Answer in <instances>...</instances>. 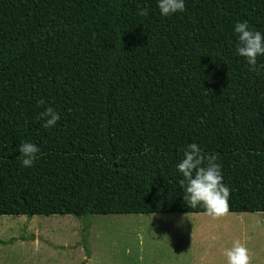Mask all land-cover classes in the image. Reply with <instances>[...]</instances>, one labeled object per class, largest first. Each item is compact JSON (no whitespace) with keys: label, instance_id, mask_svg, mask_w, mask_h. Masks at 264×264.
<instances>
[{"label":"trees","instance_id":"obj_1","mask_svg":"<svg viewBox=\"0 0 264 264\" xmlns=\"http://www.w3.org/2000/svg\"><path fill=\"white\" fill-rule=\"evenodd\" d=\"M237 21L264 34V0L169 17L156 0H0V216L205 213L182 199L189 143L217 157L227 213H264V55L255 71L237 55Z\"/></svg>","mask_w":264,"mask_h":264},{"label":"rangeland","instance_id":"obj_2","mask_svg":"<svg viewBox=\"0 0 264 264\" xmlns=\"http://www.w3.org/2000/svg\"><path fill=\"white\" fill-rule=\"evenodd\" d=\"M237 240L264 264V213L0 216V264H225Z\"/></svg>","mask_w":264,"mask_h":264},{"label":"clouds","instance_id":"obj_3","mask_svg":"<svg viewBox=\"0 0 264 264\" xmlns=\"http://www.w3.org/2000/svg\"><path fill=\"white\" fill-rule=\"evenodd\" d=\"M156 6L162 17H169L185 11V0H156ZM233 32L236 35V53L242 57L249 68L257 69V57L264 55V34L253 30L247 21H237ZM40 104L44 101L40 100ZM39 118L45 129L56 126L60 114L51 106L47 107ZM23 167H31L38 159L39 148L35 143L23 141L16 149ZM215 154H206L197 143L186 144L183 156L176 164L177 172L183 179L179 181L183 190L182 199L187 207L195 208L200 205L205 214L220 217L228 212L230 190L225 183L221 166L216 163ZM184 217L180 218L177 226L183 224ZM225 264H249L248 249L238 240L233 241L230 248L224 250Z\"/></svg>","mask_w":264,"mask_h":264}]
</instances>
